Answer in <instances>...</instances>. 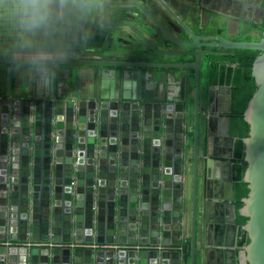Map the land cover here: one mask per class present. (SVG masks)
<instances>
[{"label": "water", "instance_id": "obj_1", "mask_svg": "<svg viewBox=\"0 0 264 264\" xmlns=\"http://www.w3.org/2000/svg\"><path fill=\"white\" fill-rule=\"evenodd\" d=\"M101 1L103 44L94 58L3 57L13 49L0 38V78L3 65H19L7 69L6 89L0 82V264H204L212 249L200 236L199 195L210 165L221 161L209 145L216 120L229 145L222 157L229 159L236 238L231 88L220 91L219 110L199 92L205 60L237 50L260 52L252 67L258 88L244 111L249 193L240 213L248 218L243 261L264 264V30L259 40H231L213 34L216 14L228 15L221 8L198 34L165 0L153 2L165 24L140 0ZM196 1L198 11L206 0ZM131 9L144 22L124 20ZM111 12L120 20L110 21ZM38 65L68 75L56 86L52 74L46 90L31 88ZM189 71L192 100L177 96ZM16 74L20 92L13 90Z\"/></svg>", "mask_w": 264, "mask_h": 264}, {"label": "crops", "instance_id": "obj_2", "mask_svg": "<svg viewBox=\"0 0 264 264\" xmlns=\"http://www.w3.org/2000/svg\"><path fill=\"white\" fill-rule=\"evenodd\" d=\"M140 2L144 5V7L150 11L153 16L161 21V15L155 12L154 10H158V5L154 6V3L157 1L152 0L150 3L147 0H140ZM154 2V3H153ZM166 4L172 9L181 19L185 22V24L193 29L198 34L204 33V23L203 20L206 16L212 11H217V9L224 10L226 14H216L219 22L224 24V30L227 28L226 22H228L227 32L231 35V30L235 28L239 23H248L250 25L260 24L263 17V7L262 3L259 6V0H237L236 4L225 5L224 3H220V0H207L204 3H201L200 8V18L194 19L193 17V9L191 11L188 6L183 4H178L179 2L175 0H165ZM149 5H148V4ZM199 1H196L198 4ZM99 8L98 15L91 21L86 22L84 24V28L78 32L72 40L70 46L67 48V51L62 56L54 57L56 59H82V58H94L95 51L99 50V47L103 44V35L104 29L103 18H102V1L98 0ZM153 7L155 9H153ZM196 9V8H195ZM163 8H160V11L163 12ZM165 11V10H164ZM205 11L204 15L203 12ZM127 18L124 20L135 19L137 22L143 21L144 18L139 15V12L136 9H131L126 12ZM167 15V13H166ZM117 14L115 12L110 13V21H118L120 19L117 18ZM168 22H173V19L168 15ZM203 19V20H202ZM169 28V27H168ZM225 30V33H227ZM243 32V31H242ZM126 33H128L126 31ZM213 34H219L215 31ZM185 34H182V37ZM223 36V35H222ZM181 38L180 35H178ZM122 45V44H121ZM92 51L91 54L88 53ZM1 56L3 57H18L14 55V50H6L5 52H1ZM19 67V65H3V75L0 78V82L3 83V87L6 89L7 84V69H14V67ZM39 72L35 71V68L31 67V74L27 83L31 88L34 87H42L43 90L50 88L51 84V76L54 74L56 76V86L59 83V79L68 75L66 71L62 74L57 71V69L52 68L47 65H38L37 66ZM67 68V67H66ZM62 70V68H60ZM69 70V69H67ZM66 74V75H64ZM24 81L20 79V77L16 74L13 75V90L16 92L22 91V84ZM224 96L220 91L217 93V98ZM218 104L221 102L217 101ZM221 127L220 121H215V124L212 125V128L209 129V139H210V152L218 155L217 157L221 158V161H215L210 165V169L208 172L209 183L203 187H201L200 191V207H199V226H200V236L203 239L205 236V240L211 252L209 255L204 257V264H245L243 261V252L241 248L238 246V231L235 238V230L233 228L232 223V209L231 203L227 201V197L230 196V184H229V159L222 157L223 155H227L229 153V145L226 140L219 134V129ZM203 143H200V148L203 150ZM204 161L201 160L200 167L203 168Z\"/></svg>", "mask_w": 264, "mask_h": 264}, {"label": "clouds", "instance_id": "obj_3", "mask_svg": "<svg viewBox=\"0 0 264 264\" xmlns=\"http://www.w3.org/2000/svg\"><path fill=\"white\" fill-rule=\"evenodd\" d=\"M98 8V0H0V38L33 62L62 56Z\"/></svg>", "mask_w": 264, "mask_h": 264}, {"label": "trees", "instance_id": "obj_4", "mask_svg": "<svg viewBox=\"0 0 264 264\" xmlns=\"http://www.w3.org/2000/svg\"><path fill=\"white\" fill-rule=\"evenodd\" d=\"M264 10V0L262 2ZM259 30L260 37L264 30V13L260 24L252 25ZM240 40H259L250 37H240ZM256 50H237L234 55L210 56L207 66L209 83L225 85L231 88V112L228 114L229 133L235 138L232 157L233 181L236 189V206L238 228V246L244 247L248 241V234L243 229L247 217L241 215L242 201L247 197L248 184L244 182L247 167L245 161L244 138L248 137L249 124L244 119V111L258 84L252 75L253 63L259 54Z\"/></svg>", "mask_w": 264, "mask_h": 264}, {"label": "flooded vegetation", "instance_id": "obj_5", "mask_svg": "<svg viewBox=\"0 0 264 264\" xmlns=\"http://www.w3.org/2000/svg\"><path fill=\"white\" fill-rule=\"evenodd\" d=\"M176 1H179L178 4H183V5L188 6L190 11H191L192 8H194V5H196V0H176ZM201 10H202V8H200V12H201ZM200 12L197 11V9L194 8L193 12H192L193 13V17L192 18H194L195 20L198 19L197 14H199V18H200ZM204 13H205V11L203 12V15H204ZM206 18H207V20L205 21V23L208 24L209 23L208 15L206 16ZM218 26L215 28V32L219 33V35H223V36H225V37H227V38H229L231 40H240L239 38H235L232 35H229L228 32L225 33L224 24L221 23ZM247 27L248 26L240 27V30L245 31ZM208 64H209V58L205 60V64L201 68L199 97L202 98V99L208 98V100L210 102H213V104L211 105V108L214 109V110L215 109L219 110V107L221 105H222L221 109H224V104L222 103L220 105V104L217 103V101L219 99L225 98L226 95L224 94V91H222L220 93L224 94V96H222L220 98H217V93H218V91H221L222 89H225L226 86L225 85H218V84H214V83H209L208 70H207ZM192 74H193L192 71L188 72L189 79L187 80V82L182 84V88L183 89L180 88V90H178V92H177V96L178 97L181 96V92L183 91L184 94L187 96V98L189 100H192L193 91H194V84H195Z\"/></svg>", "mask_w": 264, "mask_h": 264}, {"label": "rangeland", "instance_id": "obj_6", "mask_svg": "<svg viewBox=\"0 0 264 264\" xmlns=\"http://www.w3.org/2000/svg\"><path fill=\"white\" fill-rule=\"evenodd\" d=\"M208 19H209V17H208ZM203 20V19H202ZM207 20V18H205L204 20H203V24H202V26H204V28L205 27H207L208 26V24L207 23H205V21ZM227 24H226V26L228 27V22H226ZM221 24V22H217V26L218 25H220ZM245 27V26H248L247 28H246V30L245 31H243L242 32V30H240V27ZM219 27V26H218ZM216 28V27H215ZM229 28V27H228ZM225 30H226V32H227V29L225 28ZM231 35L233 36V37H235V38H240V37H250V38H252V39H259V37H260V32H259V30H255L254 29V27L252 26V25H249L248 23H239V25H237L235 28H233L232 30H231Z\"/></svg>", "mask_w": 264, "mask_h": 264}]
</instances>
